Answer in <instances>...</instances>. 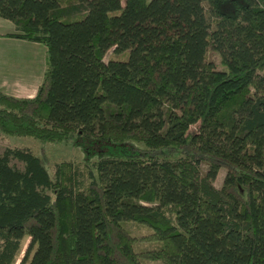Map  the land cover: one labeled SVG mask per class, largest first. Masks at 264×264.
<instances>
[{
    "label": "trees",
    "instance_id": "1",
    "mask_svg": "<svg viewBox=\"0 0 264 264\" xmlns=\"http://www.w3.org/2000/svg\"><path fill=\"white\" fill-rule=\"evenodd\" d=\"M0 19L47 65L32 98L0 91V134L97 155L52 175L43 149L0 155V264H264V0H0ZM128 223L159 242L136 251Z\"/></svg>",
    "mask_w": 264,
    "mask_h": 264
},
{
    "label": "rangeland",
    "instance_id": "2",
    "mask_svg": "<svg viewBox=\"0 0 264 264\" xmlns=\"http://www.w3.org/2000/svg\"><path fill=\"white\" fill-rule=\"evenodd\" d=\"M125 0H121L123 5ZM118 13H112L115 15ZM6 23V24H5ZM8 21L0 19V35H6L10 30ZM11 25V24H10ZM1 39V38H0ZM9 43L10 39L0 40V91L8 96H12L19 99L32 98L41 85L44 74L46 72V53L45 49L36 44H28V48H16ZM13 43V42H12ZM121 59L122 55H116L109 51L104 59ZM207 61L214 64L216 70L223 71V67L220 64L219 55L207 52L205 55ZM7 149H27L34 155H38L40 149H43L46 156L49 159L48 173L53 174L55 166L62 162H71L75 165H85L87 163H93L97 161V155L91 156L89 159L83 152L82 148L68 144H43L32 138H19L9 137L0 134V155L3 154ZM11 165L22 169V164L17 160H11ZM206 166H202L201 171L204 173ZM225 176V170L221 169L218 172L216 180L213 185L215 188L220 189ZM127 227L130 229L133 239V245L136 251L139 249L159 242L160 238L157 234L151 231L149 228L143 225L128 223ZM29 239L25 238L22 241V252L20 257L23 255ZM140 264H161L159 261H145L141 260Z\"/></svg>",
    "mask_w": 264,
    "mask_h": 264
},
{
    "label": "crops",
    "instance_id": "3",
    "mask_svg": "<svg viewBox=\"0 0 264 264\" xmlns=\"http://www.w3.org/2000/svg\"><path fill=\"white\" fill-rule=\"evenodd\" d=\"M6 24V23H5ZM11 23H9V26H10V30L12 31V32H8V34H10V33H14V26L11 24ZM2 40L4 39V37H0ZM0 39V40H1ZM5 39H10V38H5ZM12 42L11 43H9L8 42V44H9V46H10V44L12 45V46H15L16 48H19V47H25V48H28V46H30V45H28V44H35V43H30V42H26V41H21V40H16V39H10ZM37 45V44H36ZM30 48H31V46H30Z\"/></svg>",
    "mask_w": 264,
    "mask_h": 264
}]
</instances>
